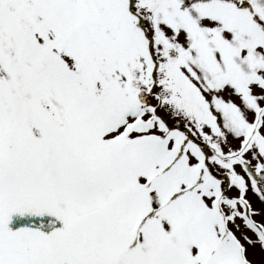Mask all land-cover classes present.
Masks as SVG:
<instances>
[{"label":"snow or ice","instance_id":"1","mask_svg":"<svg viewBox=\"0 0 264 264\" xmlns=\"http://www.w3.org/2000/svg\"><path fill=\"white\" fill-rule=\"evenodd\" d=\"M0 264H264V0H0Z\"/></svg>","mask_w":264,"mask_h":264},{"label":"rangeland","instance_id":"2","mask_svg":"<svg viewBox=\"0 0 264 264\" xmlns=\"http://www.w3.org/2000/svg\"><path fill=\"white\" fill-rule=\"evenodd\" d=\"M257 251H259V246L257 245Z\"/></svg>","mask_w":264,"mask_h":264}]
</instances>
